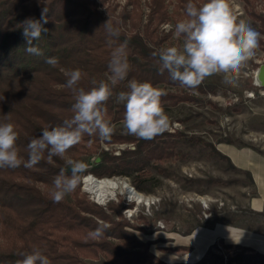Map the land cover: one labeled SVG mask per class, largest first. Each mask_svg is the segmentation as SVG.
<instances>
[{"label":"trees","instance_id":"obj_1","mask_svg":"<svg viewBox=\"0 0 264 264\" xmlns=\"http://www.w3.org/2000/svg\"><path fill=\"white\" fill-rule=\"evenodd\" d=\"M151 1V11L144 32L140 34L122 30L127 16L120 19L104 16L99 11L103 0H0V122L10 114L19 133L16 146L25 160L31 138L38 136L44 127L59 126L72 116L74 96L65 87V72L81 70L83 76L78 86L86 90L92 86L93 79L107 80L111 52L124 40L129 42L130 70L115 92L126 91L127 81L131 79L147 81L155 87L163 85L162 90L166 93L162 97L163 105L167 101L177 103L193 99L186 94L173 95L167 91L168 87H183L201 94L210 92L211 87L204 82L189 89L172 81L167 71L159 72V64L152 55L160 49L157 47L158 36L151 27L167 23L168 14L165 0ZM179 2L185 11L187 0ZM44 7L49 10L48 23L44 25L48 32L38 42H33L44 53L37 57L25 52L27 41L22 35L21 22L29 17L39 19ZM109 18L120 27L119 38H112L105 31L103 25ZM50 56L58 58L55 66L45 63ZM114 101L115 96L105 107L108 119L117 123L122 121L125 109L123 105H115ZM172 139L176 136L167 133L152 140L113 136L107 144L128 143L133 148L116 156L101 151L97 158L99 162H95L89 174L101 178L138 173L155 157L171 149ZM99 141L96 136H85L82 140L90 146ZM173 144V148L179 147L177 142ZM61 168L70 171L65 160L59 157H54L51 162L45 157L30 169L23 166L0 168V236L8 235L11 239L8 246L0 245V264H16L34 249L45 254L51 264H89V260L99 256L110 264H165L149 252L147 244L125 230L129 224L122 217V209L111 205L103 208L90 202L81 193L80 186L71 193L72 203L53 202L39 185L53 189V180ZM107 211L116 215L119 221ZM100 225L106 226L103 234L90 237L89 232ZM216 248L218 246H211L194 264H224L225 257L228 259L226 264H250L254 257H262L250 248L232 245L226 249H235L240 254L228 258L214 254Z\"/></svg>","mask_w":264,"mask_h":264},{"label":"rangeland","instance_id":"obj_2","mask_svg":"<svg viewBox=\"0 0 264 264\" xmlns=\"http://www.w3.org/2000/svg\"><path fill=\"white\" fill-rule=\"evenodd\" d=\"M103 1L99 11L104 16L120 19L125 15L122 30L143 34L151 0ZM179 1L165 0L168 22L157 28L151 27L158 36L157 47L160 49L180 44L174 31L167 27L184 18L185 11ZM195 2L203 3L204 0ZM231 4L239 19L261 33L260 47L241 71L236 85L225 84L221 76H212L203 81L211 87L206 94L190 92L183 87L167 88L173 95L186 94L193 98L177 103L167 101L163 105L172 122L165 133L176 136V141H171V149L128 177L98 178L89 171L101 151L116 156L132 149V144H107L100 140L97 145L90 146L82 142L63 158L65 161L71 158L88 162V172L80 184L81 193L103 208L111 205L122 209V217L129 224L125 230L147 244L149 252L165 264H194L213 245L218 246L213 250L218 256H238L240 251L226 247H244L247 243L217 237L211 243V239L194 236L205 230H216L218 225L264 235V189L261 187L264 184V0H231ZM114 104L123 105L115 101ZM120 122L113 123L116 125L113 136H131L122 134ZM179 134L183 136L177 137ZM174 142L179 147L173 148ZM91 176L98 181L126 183L151 199L153 204L150 207L138 205L120 191L100 203L85 189L84 181ZM39 187L51 196L52 188ZM64 200L72 203L71 194ZM107 213L119 221L116 215ZM10 243L8 235L0 236L1 246ZM252 250L262 257H254L250 264H264V255ZM227 260L225 257L224 264ZM88 263L110 264L103 256Z\"/></svg>","mask_w":264,"mask_h":264},{"label":"clouds","instance_id":"obj_3","mask_svg":"<svg viewBox=\"0 0 264 264\" xmlns=\"http://www.w3.org/2000/svg\"><path fill=\"white\" fill-rule=\"evenodd\" d=\"M48 8L44 7L39 19L26 18L21 22L22 35L27 41L25 52L32 56H43L37 43L48 32ZM107 34L119 38L121 29L110 18L104 23ZM180 41L179 46L161 48L152 53L159 64V72L167 71L170 79L181 86L195 89L212 76H221L228 85H236L241 71L256 55L260 47L261 33L250 23L239 19L233 10L231 0H204L196 3L187 0L184 18L167 25ZM128 41L124 40L111 52L109 61L110 76L107 80L91 81V87H79L83 73L79 69L65 72V87L74 96L71 106L72 116L59 126L44 127L40 134L27 144L28 158L25 160L18 151L16 142L19 133L11 122L10 114L0 122V168L17 169L21 166L32 168L45 157L49 162L54 157L65 158L70 149L80 144L85 136L98 137L110 142L116 125L108 119L106 103L115 96L117 104H123L124 115L120 122L122 134L142 140H152L167 132L171 119L166 113L162 89L150 82L131 79L127 90L115 92L116 86L125 81L130 65L128 62ZM45 63L55 66L58 58L47 57ZM70 171L61 168L53 180L51 198L62 202L65 197L77 190L88 172L89 164L83 160L66 159ZM91 178V177H89ZM104 225L89 232L90 237H99ZM238 242V241H236ZM16 264H51L50 259L39 249L24 254Z\"/></svg>","mask_w":264,"mask_h":264},{"label":"bare ground","instance_id":"obj_4","mask_svg":"<svg viewBox=\"0 0 264 264\" xmlns=\"http://www.w3.org/2000/svg\"><path fill=\"white\" fill-rule=\"evenodd\" d=\"M84 185L85 189L91 194H94L100 203L105 202L108 197H113L115 196L117 191H120V193L126 195L128 199L134 201L138 205L150 207L153 204L151 199L146 198L143 195L137 193L134 188H131L126 183H117L113 180L98 181L91 176V178L86 177ZM229 232H231L230 229H223L221 227H217L216 230H205L202 233H195L194 236L197 238H202L205 236H228Z\"/></svg>","mask_w":264,"mask_h":264},{"label":"crops","instance_id":"obj_5","mask_svg":"<svg viewBox=\"0 0 264 264\" xmlns=\"http://www.w3.org/2000/svg\"><path fill=\"white\" fill-rule=\"evenodd\" d=\"M257 180L260 181V178H257ZM261 187H262V189H264V184L261 185ZM262 206L264 209V201L262 203ZM217 227H221L223 229H230L231 232H229L228 236H222V235L221 236H215V237L205 236L202 238L211 239V243L214 242V239L216 237L219 239H223V240H233V241H239L240 240L242 242L247 243V245L244 247L252 248L255 251H257V253L264 255V235H260L259 233H248V232L244 233L243 231H240L238 229L229 228V227H225L222 225H218Z\"/></svg>","mask_w":264,"mask_h":264},{"label":"water","instance_id":"obj_6","mask_svg":"<svg viewBox=\"0 0 264 264\" xmlns=\"http://www.w3.org/2000/svg\"><path fill=\"white\" fill-rule=\"evenodd\" d=\"M97 162H99V159L97 160Z\"/></svg>","mask_w":264,"mask_h":264}]
</instances>
